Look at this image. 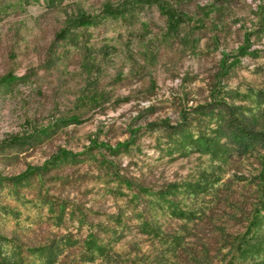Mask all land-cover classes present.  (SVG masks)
Instances as JSON below:
<instances>
[{"label": "rangeland", "instance_id": "rangeland-1", "mask_svg": "<svg viewBox=\"0 0 264 264\" xmlns=\"http://www.w3.org/2000/svg\"><path fill=\"white\" fill-rule=\"evenodd\" d=\"M262 20L264 0H0V175L84 153L0 186V264H264V151L145 127L214 93L256 109Z\"/></svg>", "mask_w": 264, "mask_h": 264}, {"label": "trees", "instance_id": "trees-1", "mask_svg": "<svg viewBox=\"0 0 264 264\" xmlns=\"http://www.w3.org/2000/svg\"><path fill=\"white\" fill-rule=\"evenodd\" d=\"M109 7L106 6V8ZM161 7L164 12H167L170 25H174L178 21L176 16L179 13L162 4ZM77 18L82 22L91 20L90 15L84 12L72 18L69 23L74 20L78 21ZM253 31L257 34H264V20ZM255 96L260 104L256 109L249 105L230 101L225 96L214 93L206 101L183 108L180 111V118L175 122L162 118L148 121L145 127L152 130H161L165 134L166 140L173 143L174 148L181 154L196 151H209L214 155L226 154L231 156L257 154L264 151V92L257 91ZM127 142L128 140H125V144L121 142L112 147L111 150L117 152ZM82 154L84 153L59 150L44 165H30L23 173L17 175H0V186L4 184L12 185L18 191L17 187L19 185L25 184L24 182L33 178H38L43 183L45 175L49 171L60 167L65 161L83 160L84 156H81ZM144 190L146 191V189ZM168 200L169 205L173 208L170 212L179 214L182 208L173 203V200ZM89 235L86 238L88 242L92 237L93 239L97 238L94 233L89 232ZM26 247L32 248L28 249L31 253L47 248L43 245ZM99 248L100 252H103L104 245ZM47 256V263L53 262L56 258V254L53 255V252H50Z\"/></svg>", "mask_w": 264, "mask_h": 264}]
</instances>
